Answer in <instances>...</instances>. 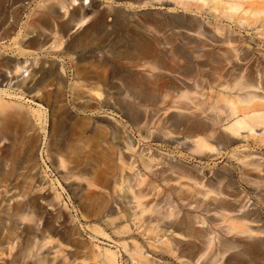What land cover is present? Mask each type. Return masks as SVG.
<instances>
[{
    "label": "rangeland",
    "instance_id": "obj_1",
    "mask_svg": "<svg viewBox=\"0 0 264 264\" xmlns=\"http://www.w3.org/2000/svg\"><path fill=\"white\" fill-rule=\"evenodd\" d=\"M82 3L110 14L99 39L74 50L67 49L70 39L53 49L48 35L38 39L41 49L18 56L9 48L18 31H11L8 15L0 18V37L7 32L12 36L11 41H0V55L37 60L46 67L56 61L64 69V88L57 90L56 77L39 85L45 88L44 100L27 92L29 81L20 83L19 74L0 72V89L10 94L0 95V114L20 107L28 115L36 185L52 181V196L60 194L61 205L70 212L73 237L69 242L55 237L62 243L59 263L66 258L68 264L74 259L76 264H98L109 252L116 264H264V166H248L249 161L264 165V129L254 134L241 130L235 137L226 129L236 120L231 101L245 97L244 86H254L252 93L264 97V14L254 18L243 11L264 8V0L244 1L233 19L210 1ZM23 5L25 23L36 4ZM115 12L123 14L129 33L110 32L118 21ZM79 31L69 34L75 37ZM127 38L136 48L124 46ZM237 107L244 109L246 103ZM31 109L44 112L47 124L37 121ZM60 109L69 143L65 165L91 154V162L81 167L87 168L86 178L72 188L60 180L55 169L59 165L48 155ZM149 160L150 170L144 165ZM99 168L101 205L93 210L96 215L83 214L89 221L85 223L77 200ZM247 214L255 221L248 229L235 223ZM117 216V226L130 225L126 233L118 234L110 224L108 218ZM27 223L13 225L16 235L24 237V227L36 231ZM19 243L17 239L13 249L3 244L6 253L0 252V264H11Z\"/></svg>",
    "mask_w": 264,
    "mask_h": 264
},
{
    "label": "bare ground",
    "instance_id": "obj_2",
    "mask_svg": "<svg viewBox=\"0 0 264 264\" xmlns=\"http://www.w3.org/2000/svg\"><path fill=\"white\" fill-rule=\"evenodd\" d=\"M178 1L184 3L188 0ZM193 1H210L216 5H221L223 7L222 15L228 19H233L243 8V2L248 0ZM24 2L28 4L35 3L36 5L29 16L30 20L22 23L21 15L26 10V6L23 5ZM77 2H80V4L76 8L74 6ZM82 2L83 0H0V18L8 15L12 19L11 31L15 34L18 31L17 37L13 39L12 45L9 46V48L13 47L10 50L17 53L18 56L25 57L30 53L28 51L41 49L38 39L48 35L53 38L52 48L57 50L61 49L64 41L69 39L68 50H74L76 46L78 48L83 47L94 39H99V35L106 30L103 24L107 15L110 14L109 10L100 11L98 6L91 4L88 8H85ZM243 11L244 15L249 14L254 18L264 14V8ZM114 16L118 21H115L110 32L119 35H123L126 32L129 33L130 26L125 23L123 14L115 12ZM73 29L80 30L75 37L69 34ZM8 33L1 36L0 41H11L12 36L8 35ZM92 33L96 34L95 38L91 35ZM128 45L133 48L137 46L127 38L124 46ZM121 56L123 57L124 55L121 54ZM2 70H10L9 74H19L18 77H21L20 83L23 85L29 81L28 86L30 89L27 92L29 94L35 93L34 98L42 100L46 98V93L43 92L45 88L38 87L49 78H57L58 91L64 88L62 85V78L65 79L63 77L64 69L59 68L56 61L51 62L46 67V65H39L37 60L29 61L25 59L21 61V59H12L11 57L0 55V72ZM0 76L4 77L2 73H0ZM243 89H247L245 97L237 96L231 101L232 116H235L236 120L226 129L230 131L233 137L239 134L241 130L254 134L257 128L263 127L264 129V97L252 93L255 92L256 88L250 84L244 86ZM1 94L10 95L7 90L0 89ZM21 94L23 95V93ZM97 96L100 97L101 95L97 93ZM55 97V101H58L57 96ZM15 98H21V95L17 96L16 94ZM238 102L246 103V107L239 109L237 107ZM0 110H4L1 100ZM31 113L37 121L47 124V116L40 109H31ZM56 113L58 122L49 144L48 155L51 156H49L51 161L56 160L59 165L55 169L60 176V180L66 186L72 188L74 185L79 184L80 180L86 178L85 173L88 174L87 168L81 169V167L91 162V154L84 159L81 156H77L72 160L73 164L70 166L65 165L63 157L64 154L66 155L65 152H67L66 147H69L68 138L64 130L66 123L62 109L59 110V113ZM0 115V197L2 195L7 197L5 200L2 199L3 202L0 200V235L4 234L0 239V252L1 254L6 253V248L3 247V244H7L11 247L10 249H13L14 242L18 239L20 243L18 246L15 244L18 249H16L17 251L12 257L11 264H18L19 261H28L27 263L29 264H68L66 258L62 263H59L60 257L63 256L61 255L63 252L61 250L62 243L58 242L55 237L59 236L62 240L68 242L73 237L74 230L68 222L70 212L68 207L61 205L63 200L60 194L55 197L52 196L51 188L55 190V184L52 181H49V186L47 183L36 185V175L32 173L34 167L31 165L34 153L32 147H28L33 140V131L28 123L29 117L20 107ZM260 141L264 142V136H261ZM19 145L25 147H17ZM201 145V141L197 142V146L200 147ZM95 156L99 164V158L96 153ZM151 161H145L144 165L148 170L152 168ZM248 166L260 169L264 165L260 161H249ZM87 188V192L83 193L80 200H77V211H80L82 220L85 223L89 221L84 220L83 214L96 215L93 210L101 205L103 178L100 168L97 171L95 170L93 176L87 180ZM90 188L98 189L99 192H95ZM131 194L133 200H136L132 191ZM75 203L76 199H73L72 204L75 205ZM48 207L50 208L49 213L46 212ZM72 207L74 208V206ZM251 217V214L250 217L247 214L242 218H238L235 223L248 229L250 226L248 223L255 222ZM108 219L112 226L115 225L114 227L118 234L126 233L130 226L129 224L121 227L116 225L117 221L121 220V216L109 217ZM22 222L35 225L37 227L36 231L34 230L35 232L32 233L30 229L24 227L25 236L16 235L17 230L13 225ZM38 222L39 224H37ZM94 231L97 230L94 229ZM31 234H33V238L27 236ZM50 254L53 256L50 257ZM115 259L113 253L106 252L99 257L98 264H116ZM131 259L132 261L136 260L134 254L131 255ZM69 264H76L75 259L74 262L72 261Z\"/></svg>",
    "mask_w": 264,
    "mask_h": 264
}]
</instances>
